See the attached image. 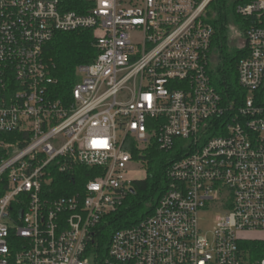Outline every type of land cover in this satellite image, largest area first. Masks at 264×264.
Returning <instances> with one entry per match:
<instances>
[{
  "label": "built area",
  "instance_id": "obj_1",
  "mask_svg": "<svg viewBox=\"0 0 264 264\" xmlns=\"http://www.w3.org/2000/svg\"><path fill=\"white\" fill-rule=\"evenodd\" d=\"M213 1L89 0L79 14L0 0V264H91L97 228L146 178L132 166L155 143L185 156L153 215L95 264H264V0L236 10L248 22L238 101L208 72ZM84 30L100 54L56 99L44 48ZM84 167L97 173L85 189L59 190ZM206 211L219 214L212 240Z\"/></svg>",
  "mask_w": 264,
  "mask_h": 264
},
{
  "label": "trees",
  "instance_id": "obj_2",
  "mask_svg": "<svg viewBox=\"0 0 264 264\" xmlns=\"http://www.w3.org/2000/svg\"><path fill=\"white\" fill-rule=\"evenodd\" d=\"M230 2L214 0L208 7V22L216 31L211 54L218 56L216 70L211 69L209 65L208 72L213 85L226 99L234 101L237 97L238 101L241 92L238 86L237 66L248 52L246 48L231 53L227 51V28L231 15L242 25L243 33L248 27V22L236 14L237 7L244 4L245 0H235L232 7ZM63 5L66 11L87 14L91 3L89 0H64ZM99 54L94 32L89 30L59 33L45 46V61L51 76L57 82L52 88L56 99L67 100L72 95L79 82L77 69L83 65L93 64ZM171 153L160 150L155 143L147 156L142 157L147 163L146 178L133 183V191L126 197L121 207L106 216L97 228L94 241L88 249V254L94 257L95 261H102L107 257L110 242L116 232L130 229L153 215L168 189V170L174 162L185 156L181 153L171 156ZM96 176L95 169L84 167L71 179L60 177L59 190L73 193V189L81 188L83 184L85 189L86 184ZM63 195L65 194H60ZM244 247L254 248L255 245L247 244Z\"/></svg>",
  "mask_w": 264,
  "mask_h": 264
},
{
  "label": "rangeland",
  "instance_id": "obj_3",
  "mask_svg": "<svg viewBox=\"0 0 264 264\" xmlns=\"http://www.w3.org/2000/svg\"><path fill=\"white\" fill-rule=\"evenodd\" d=\"M230 1H231L230 6L232 7L234 5L235 0H230ZM229 20L230 21L227 28V36H228L227 51L231 53L235 51H240L245 47V37L242 31V25L232 15L230 16ZM217 64H218V56L217 54H215L211 62V69L215 71L218 66ZM171 154H172L171 156H174L175 154H177V151H174ZM132 168L146 171L147 163L145 162L143 164H134ZM218 215L219 214L216 212H208V211L202 212L200 214V228L202 229L204 234L208 235V237L211 240L213 239V229L215 227ZM245 236L252 237L253 235L247 234ZM90 261L91 264H95L94 257H91Z\"/></svg>",
  "mask_w": 264,
  "mask_h": 264
},
{
  "label": "water",
  "instance_id": "obj_4",
  "mask_svg": "<svg viewBox=\"0 0 264 264\" xmlns=\"http://www.w3.org/2000/svg\"><path fill=\"white\" fill-rule=\"evenodd\" d=\"M23 213H21V215H22Z\"/></svg>",
  "mask_w": 264,
  "mask_h": 264
}]
</instances>
